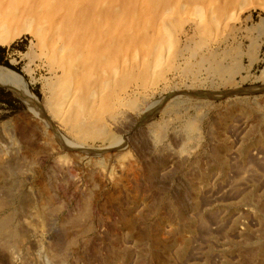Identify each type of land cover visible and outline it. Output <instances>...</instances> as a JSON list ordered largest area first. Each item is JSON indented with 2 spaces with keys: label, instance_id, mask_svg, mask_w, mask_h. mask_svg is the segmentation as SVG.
I'll return each mask as SVG.
<instances>
[{
  "label": "rangeland",
  "instance_id": "374dc122",
  "mask_svg": "<svg viewBox=\"0 0 264 264\" xmlns=\"http://www.w3.org/2000/svg\"><path fill=\"white\" fill-rule=\"evenodd\" d=\"M0 26V264H264V0H0Z\"/></svg>",
  "mask_w": 264,
  "mask_h": 264
},
{
  "label": "bare ground",
  "instance_id": "6f19581e",
  "mask_svg": "<svg viewBox=\"0 0 264 264\" xmlns=\"http://www.w3.org/2000/svg\"><path fill=\"white\" fill-rule=\"evenodd\" d=\"M64 1V0H63ZM197 8V7H196ZM116 9H118V8H116ZM195 9V8H194ZM8 11V10H7ZM18 11V10H17ZM9 13H10V11H8ZM232 12V11H231ZM33 18V17H32ZM31 18V19H32ZM25 19V18H24ZM34 19V18H33ZM29 20V19H28ZM160 21H161V19H160ZM162 22V21H161ZM26 23V22H25ZM31 24V23H30ZM29 24V25H30ZM41 25V24H40ZM28 26V25H27ZM1 27V26H0ZM2 28V27H1ZM0 28V29H1ZM5 28V27H4ZM21 29V28H20ZM17 30H19V29H17ZM16 32V31H15ZM16 36H18V33H15V34H10V35H4V34H2V32H0V45H8V44H11V42H12V40L16 37ZM61 36V35H60ZM167 36V35H166ZM58 37V36H57ZM42 38V37H41ZM56 39V38H55ZM54 39V40H55ZM58 39V38H57ZM88 39V38H87ZM94 39V38H93ZM168 39V38H167ZM33 43V42H32ZM35 44V43H34ZM33 44V45H34ZM90 43H88V45H89ZM159 44V43H158ZM65 45V44H64ZM87 45V44H86ZM91 45V44H90ZM170 45V44H169ZM171 46V45H170ZM61 47V46H60ZM98 47V46H97ZM145 47V46H144ZM61 49H62V47H61ZM135 49V48H134ZM68 50H69V48H68ZM73 50V49H72ZM143 50V49H142ZM70 52V51H69ZM134 53H136L135 51H134ZM26 54V53H25ZM136 55V54H135ZM28 56V55H27ZM79 58V57H78ZM115 58V57H114ZM95 64V63H94ZM50 65H51V63H50ZM95 66V65H94ZM53 67V66H52ZM105 72V71H104ZM115 73V72H114ZM0 81H2V82H6L7 84L9 83V84H12V86L13 85H16V86H19V87H22L23 86V82L21 81V79L14 73V71H12L11 69H9V68H7V67H5V66H2V65H0ZM13 87H15V86H13ZM104 87V86H103ZM17 88V87H16ZM105 88V87H104ZM92 93V92H91ZM52 95V94H51ZM63 96V95H62ZM92 96H93V93H92ZM63 98V97H62ZM60 101V100H59ZM78 102V101H77ZM67 103V102H66ZM65 103V104H66ZM62 104V103H61ZM77 106V105H76ZM60 107V106H59ZM80 108V107H79ZM124 116V115H123ZM130 116V115H129ZM190 125V124H189ZM188 127V126H187ZM192 127V126H191ZM194 127V126H193ZM185 128V127H184ZM188 128H190V126L188 127ZM187 129V128H186ZM192 129V128H191ZM194 129V128H193ZM149 130V129H148ZM24 134V133H23ZM187 135V134H186ZM188 137H189V135H187ZM200 137V136H199ZM177 138V137H176ZM30 139V138H29ZM188 139V138H187ZM182 151V150H181ZM180 151V152H181ZM184 153V152H183ZM11 158H12V156H11ZM16 160V159H15ZM14 160V161H15ZM17 162V161H16ZM12 163V162H11ZM14 164H15V162H14ZM183 166V165H182ZM4 167H5V169H7V170H5V171H8L9 170V172L10 171H14L15 170V166L13 165V164H10V165H3V168L2 169H4ZM155 167H157V168H159L158 166H155ZM155 167H154V169H153V171H155ZM172 167V166H171ZM66 168V167H65ZM18 169V168H17ZM24 169V168H23ZM72 170V169H71ZM159 170V169H158ZM157 170V171H158ZM19 172V171H18ZM55 173V172H54ZM66 173H68V172H66ZM20 175V174H19ZM58 176V175H57ZM53 177H55V176H53ZM248 178V177H247ZM15 180V179H14ZM248 180V179H247ZM19 182V181H18ZM61 182V181H60ZM14 183V182H13ZM11 185V184H10ZM71 186V185H70ZM66 187V186H65ZM71 191H72V189H71ZM90 192V191H89ZM10 193H12V191L10 192ZM55 196V195H54ZM77 196V195H76ZM91 196V195H90ZM194 198V197H193ZM85 200V199H84ZM81 201V200H80ZM83 201V200H82ZM79 205V204H78ZM80 208H82L83 209V211L85 212H83L81 209V211L84 213L83 214V216H85V215H87L88 213H91L92 212V209H93V203H91V201H89V200H85V203H83V204H81L80 203ZM92 208V209H91ZM182 208V207H181ZM79 210V211H80ZM179 211H181L180 209H179ZM182 212V211H181ZM81 213V212H80ZM6 214V213H5ZM76 216H78V218H79V215H76ZM81 216V215H80ZM183 216V215H182ZM2 217V216H1ZM6 217H7V215H6ZM5 217V218H6ZM11 216H9V217H7V218H10ZM13 217V216H12ZM72 217V216H71ZM74 217V216H73ZM72 217V218H73ZM70 218V217H69ZM71 218V219H72ZM75 218V217H74ZM88 218H89V216H88ZM4 218H2V220H3ZM10 219H12V218H10ZM10 219H8V220H10ZM87 219V218H86ZM85 219V220H86ZM128 219V218H127ZM130 219V218H129ZM186 219V218H185ZM0 220H1V218H0ZM46 220V219H45ZM70 220V219H69ZM73 220H76V218L75 219H72V221L71 222H73ZM87 220H89V219H87ZM3 221H6V220H3ZM69 221V222H70ZM83 220H82V216H81V218L79 219V220H77V223H79L80 222V224H83V223H81ZM130 221V223H131V219L129 220ZM68 222V223H69ZM70 222V223H71ZM87 222V221H86ZM126 222H128V221H126ZM8 223V222H7ZM76 223V222H75ZM133 224V223H132ZM3 225H4V222L3 223H0V232H1V230L3 229ZM7 225V224H6ZM79 225V224H78ZM9 226V225H8ZM67 226V225H66ZM81 226V225H80ZM67 227H69V226H67ZM70 228V227H69ZM75 228V226H73V229ZM71 236V235H70ZM70 236H68V237H70ZM159 236V235H158ZM163 236V235H162ZM72 237V236H71ZM57 238V237H56ZM72 238H75V237H72ZM70 239V238H69ZM164 239V238H163ZM72 241H74V240H72ZM158 241V240H157ZM164 241V240H163ZM70 243H71V241H70ZM124 243V242H123ZM9 245V244H8ZM56 245V244H55ZM59 245V244H58ZM7 246V245H6ZM69 246V245H68ZM122 247V246H121ZM52 255V254H51ZM50 255V256H51ZM60 255V254H59ZM54 257H56V256H54ZM64 258V257H63ZM58 259V258H57ZM164 260V259H163ZM62 263H64L63 261H62ZM60 264V263H59ZM67 264V263H66Z\"/></svg>",
  "mask_w": 264,
  "mask_h": 264
},
{
  "label": "trees",
  "instance_id": "16d2710c",
  "mask_svg": "<svg viewBox=\"0 0 264 264\" xmlns=\"http://www.w3.org/2000/svg\"><path fill=\"white\" fill-rule=\"evenodd\" d=\"M0 50H1V51H4V48L0 47ZM0 62H1V61H0ZM2 101H3L2 98H0V103H1Z\"/></svg>",
  "mask_w": 264,
  "mask_h": 264
}]
</instances>
